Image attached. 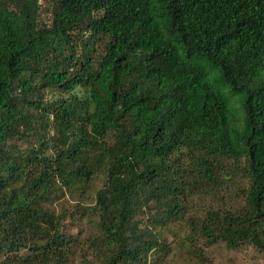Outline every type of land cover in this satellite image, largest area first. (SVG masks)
Returning a JSON list of instances; mask_svg holds the SVG:
<instances>
[{
  "label": "trees",
  "instance_id": "obj_1",
  "mask_svg": "<svg viewBox=\"0 0 264 264\" xmlns=\"http://www.w3.org/2000/svg\"><path fill=\"white\" fill-rule=\"evenodd\" d=\"M230 189L190 242L264 253V0H0V264H147Z\"/></svg>",
  "mask_w": 264,
  "mask_h": 264
},
{
  "label": "rangeland",
  "instance_id": "obj_2",
  "mask_svg": "<svg viewBox=\"0 0 264 264\" xmlns=\"http://www.w3.org/2000/svg\"><path fill=\"white\" fill-rule=\"evenodd\" d=\"M233 196L231 189L221 193L206 191L195 196L188 214L171 222L173 233L168 234L167 252L148 258L147 264H264V253L251 247L234 248L223 243L206 245L204 240L198 237L193 236L194 243L188 238L191 229L189 216L199 218L205 211L218 207L219 199H234ZM90 197L88 199H91ZM65 229L66 233H69L71 229L75 230V226L67 220ZM192 244L194 247L190 246ZM85 253L83 256V251L77 252L70 264H99L90 252Z\"/></svg>",
  "mask_w": 264,
  "mask_h": 264
}]
</instances>
